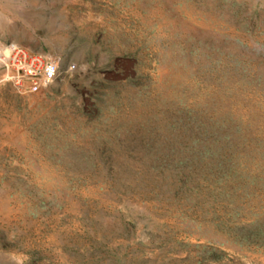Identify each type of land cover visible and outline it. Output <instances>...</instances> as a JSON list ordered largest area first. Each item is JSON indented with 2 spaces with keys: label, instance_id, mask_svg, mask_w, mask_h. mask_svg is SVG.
<instances>
[{
  "label": "rangeland",
  "instance_id": "374dc122",
  "mask_svg": "<svg viewBox=\"0 0 264 264\" xmlns=\"http://www.w3.org/2000/svg\"><path fill=\"white\" fill-rule=\"evenodd\" d=\"M9 42L59 73L0 80V264H264V0H0Z\"/></svg>",
  "mask_w": 264,
  "mask_h": 264
},
{
  "label": "built area",
  "instance_id": "2783aa9c",
  "mask_svg": "<svg viewBox=\"0 0 264 264\" xmlns=\"http://www.w3.org/2000/svg\"><path fill=\"white\" fill-rule=\"evenodd\" d=\"M0 66V80L9 82L19 93H37L48 87L59 73L56 58L14 42L0 44Z\"/></svg>",
  "mask_w": 264,
  "mask_h": 264
}]
</instances>
